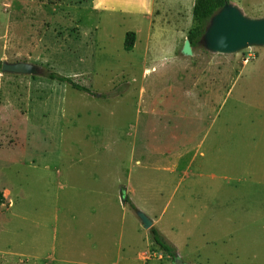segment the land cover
<instances>
[{"label":"crops","instance_id":"crops-1","mask_svg":"<svg viewBox=\"0 0 264 264\" xmlns=\"http://www.w3.org/2000/svg\"><path fill=\"white\" fill-rule=\"evenodd\" d=\"M183 1L150 0L141 80L106 111L64 82L0 73V264H144L115 186L191 263L264 264V55L184 53ZM128 95L131 119L106 128Z\"/></svg>","mask_w":264,"mask_h":264},{"label":"rangeland","instance_id":"rangeland-1","mask_svg":"<svg viewBox=\"0 0 264 264\" xmlns=\"http://www.w3.org/2000/svg\"><path fill=\"white\" fill-rule=\"evenodd\" d=\"M228 2L237 6L248 17H264V0H228ZM190 3L185 0L179 3L182 8L181 15L186 23L189 21L188 12L192 22ZM189 7L190 11H188ZM150 8V0H0V64L3 60L26 61L42 69L67 76L74 82L87 87L89 92L77 91L82 92L83 96L100 99L98 108L106 111L107 108H102L101 105L113 108L116 104L105 101L116 100L125 90H128L129 86L130 90L135 92L137 83L141 80L142 57L147 53L146 58H149L151 51L144 54L143 44L140 42H135L134 47L127 51L123 43L128 31L135 32V41L136 37L139 41L143 40L148 27L147 20L151 18L148 16ZM162 11V9L156 10V13L160 14ZM154 19L157 21L155 23L158 32L156 36L172 35L170 38L174 37L170 28L162 24L164 23L163 15L161 17L154 15ZM191 26L192 23L188 22L184 29L176 30L179 32L182 29L188 30ZM159 40L156 38L155 41L159 42ZM170 43H172L171 40ZM197 48L203 49L202 47ZM230 55L238 57L239 60L249 58L258 65L262 64L260 61L263 59L264 48L251 46ZM128 62L129 66L126 67ZM79 72L83 76L73 79L72 75L76 77L75 73ZM91 72L92 74H88ZM243 79L245 78H241L236 84L233 97L240 94L238 90L244 82ZM258 83L263 82L258 81ZM134 100L132 95H128L122 102L125 113L117 111V108L113 109L117 113L111 115L108 121L105 120V127L116 129L118 125L131 119L126 113L132 107ZM87 104L79 105L83 113H89L90 105L87 106ZM91 116L89 113V117ZM125 132L130 134L132 130L126 128ZM114 189L115 195L121 193L122 187L116 188L115 186ZM119 198L122 199L121 194ZM126 206L131 212L130 218L141 224L135 211L128 205ZM6 208L3 203L0 204V212L5 211ZM142 231L143 234L139 236L138 241L140 246L142 242L144 244L145 257L139 258L140 261H144V264H172L173 259L155 244L150 230ZM176 252L185 264H206L199 259L200 257L192 258L194 261L191 263L184 254H180L177 250ZM263 256L264 253L258 254L260 257L258 259L262 260ZM212 263L214 262L208 264Z\"/></svg>","mask_w":264,"mask_h":264},{"label":"water","instance_id":"water-1","mask_svg":"<svg viewBox=\"0 0 264 264\" xmlns=\"http://www.w3.org/2000/svg\"><path fill=\"white\" fill-rule=\"evenodd\" d=\"M200 46L214 54H232L247 47L259 46L264 48V17L251 18L232 3H225L208 20L199 39ZM183 52L191 53L190 42L187 40ZM2 73L10 74H39L40 67L26 61L9 62L3 60L0 64ZM141 226L150 229L152 219L143 211H135ZM172 264H185L178 256H174Z\"/></svg>","mask_w":264,"mask_h":264},{"label":"trees","instance_id":"trees-1","mask_svg":"<svg viewBox=\"0 0 264 264\" xmlns=\"http://www.w3.org/2000/svg\"><path fill=\"white\" fill-rule=\"evenodd\" d=\"M227 2L228 0H195L194 1L193 11H192V26L188 34V40L192 47L194 48L201 47L199 44V39L203 33V30L209 18ZM134 41H135V33L132 31L126 32L123 43L124 49L127 51L132 49V47L134 46ZM40 70L41 71L38 75L47 77L52 80H57L60 82L67 83L76 90L89 92L87 87L74 82L67 76L61 75L59 73L47 69L40 68ZM121 197L124 204L128 205L134 211L137 210V208L134 206V204L130 201L127 194L125 193L124 188L121 189ZM2 203L4 204V208L8 206V203L2 196V193L0 192V204ZM149 230L153 241L159 247L160 250H162L166 255L170 256L171 258L177 256L176 248L166 238H164V236H162L154 226H152Z\"/></svg>","mask_w":264,"mask_h":264}]
</instances>
